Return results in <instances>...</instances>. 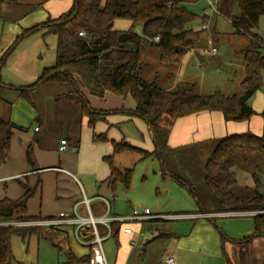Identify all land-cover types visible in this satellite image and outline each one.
Instances as JSON below:
<instances>
[{
  "label": "trees",
  "instance_id": "obj_1",
  "mask_svg": "<svg viewBox=\"0 0 264 264\" xmlns=\"http://www.w3.org/2000/svg\"><path fill=\"white\" fill-rule=\"evenodd\" d=\"M216 10L218 15L231 21L236 34L248 36L251 40L243 51L247 76L239 92L231 96L220 92L202 95L196 82L168 91L159 87L156 81L142 77L146 66L141 60L144 46L157 50L162 63L176 64L206 31L204 26L199 29L193 27L200 17L191 12L181 0H74L71 8L58 18L48 19L45 23L23 31L4 52L0 70L18 43L27 36L40 30L56 35L55 64L44 68L33 84L20 87L17 90L20 97L32 102L33 92L44 84H70L81 99V116L87 115L90 126H94L102 120L104 114L90 107L83 90L98 98H104L108 92L120 96L130 95L136 102V109L132 113L149 124L156 148L150 152L126 141L114 142V155L131 152L138 154L141 160L155 156L164 171L166 155L190 147H202L207 155L204 182L207 191L219 203L217 212H263L264 185L256 173L253 174L255 185L251 194L241 196L232 188L237 185L235 167L249 166L256 157L264 160V133L227 135L172 149L168 145L170 130L161 124L165 114L177 120L202 112H221L226 121L233 122H246L258 114L249 105V100L263 85L264 42L253 30L264 18V0H218ZM237 10L239 13H236ZM205 18L206 14L201 18L203 22ZM119 19L131 21V28L116 29L115 21ZM138 24L142 25V35L134 31ZM82 32L84 35H80ZM259 115L264 122V109ZM14 128L23 129L8 118H0V164L5 163L10 155ZM94 140L106 141L107 138L101 134L95 135ZM104 159L111 167L108 182L112 188L123 184L129 189L134 169H118L114 165L113 156ZM169 174L179 183H185L174 171ZM34 193L35 189L27 188L25 194L17 200L0 199V264L14 263L13 235L22 238L42 235L37 226L13 225V222L39 219L28 216L27 204ZM196 196L201 205L198 193ZM201 212L207 213L204 209ZM254 221L255 232L243 240L245 243L264 237V213L255 215ZM120 225L112 224L113 236H116ZM66 256L71 264H88L90 257L76 258L70 252H66Z\"/></svg>",
  "mask_w": 264,
  "mask_h": 264
},
{
  "label": "crops",
  "instance_id": "obj_2",
  "mask_svg": "<svg viewBox=\"0 0 264 264\" xmlns=\"http://www.w3.org/2000/svg\"><path fill=\"white\" fill-rule=\"evenodd\" d=\"M73 1L5 0L0 2V60L2 53L23 31L45 23L48 19L58 18L71 8ZM208 17L207 15L205 20ZM131 26L132 23L129 20L115 21V28L118 30H127ZM204 27L208 29L207 24H204ZM41 32L43 37L52 34L47 33L46 30ZM30 36L33 35L27 38ZM213 39L217 45V39L214 36ZM39 72V69H34L28 78L36 79L37 75L39 78L41 75ZM148 80L152 81V79ZM153 80L157 82L159 76L156 75ZM33 83L21 85L16 90ZM83 92L90 107L104 114L102 120L94 126H90L87 115L84 117L80 115V120L75 124L71 122L67 126L53 128L51 121L48 120L50 114L46 110L40 111L33 101H29L31 106L27 104L26 107L28 114L26 124L19 125L12 118L13 104L8 103L10 107L5 118L23 129H13L10 155L5 163L0 164V199L17 200L25 194L27 188L35 189L34 195L28 201L27 210L28 216L39 218L37 220L56 218L62 212L87 217L88 209L82 204L84 195L91 199L90 212L94 217L106 215L123 217V215L112 213V205L115 202L114 193L118 184L115 188L109 184L111 167L104 158L113 156L114 165L124 170L127 167L122 168L118 165L117 156L129 152L114 155V142L126 141L150 152L156 148L149 124L132 113L136 109V102L130 95L120 96L108 92L104 98H98L90 95L86 90ZM53 115L58 118L61 116L58 111ZM255 117L254 115L246 122H233L226 121L221 112H202L177 120L171 118L167 125L162 123L161 119V124L170 130L169 147L177 149L233 134L253 132L256 135H262L264 125L262 127L260 123L264 124V122L259 117H257L259 120H255ZM76 124L79 125L74 126ZM36 128L39 129L36 130ZM135 130L140 136L136 135ZM101 134L106 135L107 140L95 141V135ZM62 139L68 141L71 151H60ZM89 180L96 184L101 183L99 190L103 193L96 194ZM103 187L105 191H102ZM101 197L108 200L109 205ZM252 212H217V209H213L207 213L201 211L185 214L159 213L157 216H168V218L138 221L156 223L148 231L144 230L142 224L131 226L128 222L119 226L116 236L110 234L109 229L104 225L99 226V233L105 238L104 249L107 241L113 238L116 241L114 257H109L105 249L108 264H143L139 261L132 262L136 246L141 245L144 253L160 245L162 252L166 254L164 257L159 255V258H152L151 264H165L167 256L174 257L176 264H254L253 259L251 260L252 256L250 258L249 256L263 245L264 237L256 238L250 243L243 242L255 232L254 216L257 214H251ZM151 215H154L152 211ZM171 216L180 217L169 219ZM171 221L189 222L185 223L189 226H186V230H180V225L173 230L161 226L162 222ZM128 227L132 229L131 233L124 232V229ZM49 230H52L48 232L49 235L37 236L51 237L53 242L57 241L58 245L62 246L61 250L72 253L76 258H85L90 255V246L81 242L89 243L93 240L88 230L83 231L80 236L76 235L72 225L49 228ZM244 253L248 254L247 258H241ZM245 259L247 262L244 261Z\"/></svg>",
  "mask_w": 264,
  "mask_h": 264
},
{
  "label": "rangeland",
  "instance_id": "obj_3",
  "mask_svg": "<svg viewBox=\"0 0 264 264\" xmlns=\"http://www.w3.org/2000/svg\"><path fill=\"white\" fill-rule=\"evenodd\" d=\"M181 1L191 12L200 17L193 24V27L199 29L207 24L208 29L195 42L191 52L181 58L180 63L164 64L160 61L157 50L151 46H144L141 51V60L146 63V66L143 68L142 77L146 80H153L156 75L159 76L157 84L166 90L175 91L196 82L199 86V93L202 95H212L216 92L229 96L237 94L242 81L247 76L243 51L250 45V38L236 34V29L231 21L218 15L217 10L210 6L209 0ZM206 12L209 17L203 22L201 18ZM236 13H239V10ZM134 31L142 35V25H136ZM253 32L264 42V18L261 19ZM210 34L212 36H208ZM32 35L18 43L0 70V118L7 117L8 103H12V118L19 125L20 123L26 124L28 115L26 107L27 104L31 106V103L20 97L16 89L38 79V75L35 76L36 79L28 78L34 69H39L41 74L44 68L53 66L56 61L57 36L47 34L43 37L41 30ZM213 36L218 41V47ZM210 40L213 45L209 44ZM214 47L217 52H213L212 48ZM3 53L1 57H3ZM262 81L261 89L249 100V105L258 113L255 115V120H261L262 117L259 114L264 109V72L262 73ZM32 100L40 111L46 110L50 114L48 120L51 121L53 128L61 125L67 126L71 122L75 124L81 118L82 102L70 84H44L33 92ZM57 111L61 115L59 118L53 115ZM168 121H171V117L168 114L163 115L162 123L166 124ZM260 124L263 127L264 124ZM77 125L79 124L74 126ZM135 132L137 136H140L136 130ZM206 159L207 155L202 147L186 148L166 155L163 171L155 156L144 160H141L138 154L131 152L117 156L118 165H121L122 168H133L134 176L129 189H126L123 184H118L114 193L115 202L112 205V213L128 217L135 208L140 211L148 208L154 215L198 212L202 209L209 211L220 208L218 201L207 191L205 186ZM171 171L177 173L185 183H179L174 179L169 174ZM234 171L237 185L232 188V191L240 193L241 196L251 194L255 185L254 173L264 185V160L261 157L253 159L249 166L235 167ZM90 182L96 194L103 193L99 190L101 183L96 184L89 180ZM102 191H105L104 187ZM262 191L264 192V186ZM197 193L202 206L198 202ZM142 211L141 213L144 212ZM252 213L259 214L264 213V211H253ZM129 223L131 226L142 224L145 231L150 230L156 224L138 221ZM185 223L188 224L189 222H162L161 226L173 230L180 225V230H186V226L189 225ZM13 225L24 227L19 222H13ZM37 227L42 235H49L48 232L52 231L47 227ZM120 241L122 242V234ZM116 248L114 238L105 243L106 253L109 257H114ZM61 249L62 246H59L57 241L53 242L51 237H39L37 235L27 238H22L19 235L12 237V250L15 258L13 264H71L66 253ZM159 255L162 257L166 255L162 252L160 245L152 247L146 253H144L142 245L136 246L132 262L139 261L143 264H151L152 258H157ZM247 257L248 254L245 253L241 256V258ZM250 257L254 264H264V243L255 253H251ZM244 261L247 262L246 259Z\"/></svg>",
  "mask_w": 264,
  "mask_h": 264
},
{
  "label": "built area",
  "instance_id": "obj_4",
  "mask_svg": "<svg viewBox=\"0 0 264 264\" xmlns=\"http://www.w3.org/2000/svg\"><path fill=\"white\" fill-rule=\"evenodd\" d=\"M218 0H211L210 5L213 9L216 10ZM80 35H84V33H80ZM210 45L212 41H209ZM213 52H217V49L214 47L212 48ZM39 128H36L38 130ZM71 147L66 139L61 140L60 151L61 152H69L71 151ZM101 199L105 200L101 197ZM90 202L91 199L87 198L84 195L82 204H84L88 209V216L82 217L76 214L69 215L66 213H61L56 218H47L42 220H34V221H26V222H19L22 226H41L47 228H57L65 225H72L75 228V233L77 236L83 231L88 230L92 236L93 240L89 243H85L81 241L83 244L90 246V257L88 264H108L105 249H104V240L105 238L102 237L99 233V226L104 225L109 229L110 234L112 233V224L113 223H120L125 224L131 221H143L150 218H168V216H157L151 215V211L149 209H145L143 213H141L138 209H133L132 214L128 217H113V216H103V217H94L90 212ZM106 204L109 205L108 200H105ZM253 214V213H251ZM180 216H171V218H179ZM125 233H131V228H125ZM79 239V238H78ZM165 264H176L174 257L167 256L165 259Z\"/></svg>",
  "mask_w": 264,
  "mask_h": 264
}]
</instances>
